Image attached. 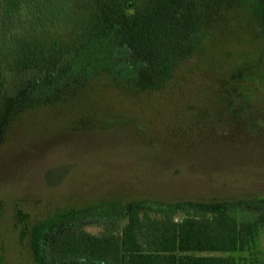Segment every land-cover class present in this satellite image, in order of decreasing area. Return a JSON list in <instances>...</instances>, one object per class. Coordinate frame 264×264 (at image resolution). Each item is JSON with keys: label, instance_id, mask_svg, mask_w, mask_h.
<instances>
[{"label": "trees", "instance_id": "16d2710c", "mask_svg": "<svg viewBox=\"0 0 264 264\" xmlns=\"http://www.w3.org/2000/svg\"><path fill=\"white\" fill-rule=\"evenodd\" d=\"M238 39L264 53V0H0V52L6 49L10 69L18 72L16 80L3 70V88L15 100L10 116L108 87L126 91L136 105L171 89L180 92L194 75L213 74L206 57L212 58L216 42L227 59L232 45L239 49ZM235 68L212 80L209 91L240 114L236 107L241 111L254 87L258 93L264 84V67L246 61ZM93 108L77 119L76 129L98 125L90 118ZM246 207L264 209V197L175 203L101 199L48 220L34 259L40 264H234L221 254L243 251L253 238L257 222H238L233 214ZM207 209L215 211L201 212ZM179 211L185 216L176 221ZM16 214L23 223L25 217ZM120 217H126L122 228ZM79 218L97 220L101 235L76 231L47 241L65 221Z\"/></svg>", "mask_w": 264, "mask_h": 264}, {"label": "rangeland", "instance_id": "374dc122", "mask_svg": "<svg viewBox=\"0 0 264 264\" xmlns=\"http://www.w3.org/2000/svg\"><path fill=\"white\" fill-rule=\"evenodd\" d=\"M51 39L62 42L61 36ZM237 42L239 49L232 45L227 59L216 42L212 58L206 57L213 74L202 79V74L194 75L191 85L178 88L180 92L171 89L161 98L152 95L136 105L126 91L108 87L79 100L11 116L15 100L3 88V70L16 80L18 72L10 69L11 60L3 54L8 53L6 49L1 50L0 264H40L33 253L46 222L61 219L60 212L85 208L101 199L175 203L264 197V134L247 144L230 141L236 123L221 122L230 121L223 116L232 110L209 91L212 80L230 73L238 62L264 67L259 45L243 39ZM258 87L245 104L247 110L240 112L238 120L244 122L240 137L256 134L254 122L264 129V84ZM127 103H134L129 105L131 110H122ZM91 106L90 118L98 125L76 129L77 119L88 115ZM17 212L25 217L23 223H18ZM138 213L143 216V210ZM233 214L238 222L256 221L255 233L243 251L221 255L230 256L234 264H264V209L246 207ZM184 216L179 211L173 218L179 221ZM119 222L122 228L126 217ZM76 231L100 236L103 225L87 218L65 221L47 241Z\"/></svg>", "mask_w": 264, "mask_h": 264}, {"label": "flooded vegetation", "instance_id": "af4514ba", "mask_svg": "<svg viewBox=\"0 0 264 264\" xmlns=\"http://www.w3.org/2000/svg\"><path fill=\"white\" fill-rule=\"evenodd\" d=\"M244 105H241L240 106V108H241V111H243V110H247V106H245V104L246 103H243ZM236 109H237V111H239V112H241L240 110H238V107H236ZM250 114V113H249ZM240 114H236V111L235 110H233L232 111V115H230V116H227V117H224L223 116V118H224V120L225 119H229L230 118V121H228V122H225V121H223V122H221V123H223V124H232L233 123V121L236 123L235 124V126H234V130H235V133L236 134H234L231 138H230V141H233V142H237V143H239V144H247V143H250V141L252 140V139H256L257 138V136L259 137H261V134H264V129L263 128H261V127H258V126H255L254 127V129L256 130V134L255 135H244V136H241L240 137V134H242L241 132H240V130H242V131H244V126H241V124L243 123V125H244V122L243 121H239L238 119H240ZM237 120H236V119ZM254 124H257L256 122H254ZM246 129V128H245ZM238 137H240V138H238ZM257 141H258V138H257Z\"/></svg>", "mask_w": 264, "mask_h": 264}]
</instances>
